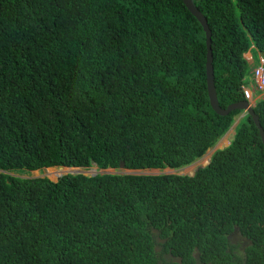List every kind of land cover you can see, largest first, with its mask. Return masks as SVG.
<instances>
[{
	"label": "trees",
	"instance_id": "trees-1",
	"mask_svg": "<svg viewBox=\"0 0 264 264\" xmlns=\"http://www.w3.org/2000/svg\"><path fill=\"white\" fill-rule=\"evenodd\" d=\"M192 1L223 109L253 87L243 53L264 54V0ZM205 52L182 0H0V264H163L155 245L179 264H264V147L247 113L190 175H17L197 160L241 113L211 108ZM252 109L264 133V98Z\"/></svg>",
	"mask_w": 264,
	"mask_h": 264
},
{
	"label": "water",
	"instance_id": "water-1",
	"mask_svg": "<svg viewBox=\"0 0 264 264\" xmlns=\"http://www.w3.org/2000/svg\"><path fill=\"white\" fill-rule=\"evenodd\" d=\"M182 2L185 5V7L187 8V10L191 13V15H193L196 18V20L199 22V24L201 25V27L204 31V34H205V48H206V52H205V77H206V79H205V82H206L208 101H209L211 108L219 115H225L234 109H240V110H243L244 113L249 114L251 119L253 120L255 126L257 127V129L259 131L260 139H261V142H262L263 147H264V133H263L261 127L259 126L256 115L253 113L252 106H250L246 100H243V101H240L237 103L228 104L223 109L218 106L216 96H215V92H214V86H213L210 38H209L210 34H209V29H208L207 24H206V20L203 17V15L199 12V10L195 7L192 0H182ZM119 168H122V163H119ZM63 172L64 173H67V172H69V173H80V172L82 173V172H84L85 173V171H82L78 168H76V169L68 168L66 171H63ZM126 173L158 174L161 172H158V171H155V172L129 171Z\"/></svg>",
	"mask_w": 264,
	"mask_h": 264
},
{
	"label": "rangeland",
	"instance_id": "rangeland-1",
	"mask_svg": "<svg viewBox=\"0 0 264 264\" xmlns=\"http://www.w3.org/2000/svg\"><path fill=\"white\" fill-rule=\"evenodd\" d=\"M248 51V54L250 55V60H251V63L252 65L250 66L249 63L248 65L252 68L256 65L259 64V56L261 58H263L264 60V54H260L258 51H256L252 46H250V48L247 50ZM245 51V52H247ZM248 54L246 55L248 57ZM247 65V66H248ZM263 67H264V62H263ZM250 68V69H251ZM260 95H258L259 97ZM239 115H237L235 118H234V121H236L238 119ZM230 127V126H229ZM228 127V128H229ZM231 128L233 129V127H230V129L228 130L227 133H224L225 135L219 139L213 147L209 148L205 154H203L200 158H198L197 160H195L194 162H192L191 164L187 165V166H184V167H181V168H178V169H171V168H164V169H146V170H141L142 172H155V171H162V172H176V173H179V174H192L194 168L198 165H203L206 163L207 161V158L208 156L210 155L212 149L214 148H218L220 146H223V140H230V136L232 135V130ZM231 133V134H230ZM109 171L113 170V169H107ZM24 172H28V170H23ZM96 171V169H94L93 167L89 168V169H86L85 170V173L86 174H94ZM100 171H103V170H100ZM60 172H58V168L57 167H51V170L48 171L47 168H43V169H40V170H33L30 172V174L26 175L24 173L22 174H17L18 176H46L48 177L49 179L51 180H54L56 179V176L57 174H59ZM159 246L157 245L156 246V251L158 252L159 251Z\"/></svg>",
	"mask_w": 264,
	"mask_h": 264
},
{
	"label": "clouds",
	"instance_id": "clouds-1",
	"mask_svg": "<svg viewBox=\"0 0 264 264\" xmlns=\"http://www.w3.org/2000/svg\"><path fill=\"white\" fill-rule=\"evenodd\" d=\"M248 56H250L249 54H248ZM251 77V76H250ZM252 78V77H251ZM250 89H251V99L250 100H248V99H246L245 97H244V100H246L247 102H248V104L250 105V106H252L253 105V103H254V101L256 100V99H258V98H263L262 96H264V94H263V92H264V90L262 91V92H259V91H255L253 88H251V87H249ZM258 95H260L259 97H258ZM243 113H244V111L243 110H241V113H239L238 115H239V117H238V119L243 115ZM245 114V113H244ZM238 119L236 120V121H233L232 122V124L230 125V127H234V125L236 124V122L238 121ZM230 127L228 128V130L230 129ZM228 130H226L225 131V133H227L228 132ZM231 132H232V135H233V129L231 128ZM231 134V133H230ZM225 134H223L219 139H221L223 136H224ZM232 135L230 136V139H231V137H232ZM218 139V140H219ZM217 140V141H218ZM216 141V142H217ZM215 142V143H216ZM228 140H226L225 139V144H223V143H221V144H223V146H220V147H218V149H220V148H222V147H224V146H226L227 144H228ZM214 143V144H215ZM214 146V145H213ZM212 146V147H213ZM214 149H217V148H214ZM214 149H212V151L214 150ZM207 151V150H206ZM212 151H211V153H212ZM210 153V154H211ZM205 154V153H204ZM210 156V155H209ZM209 156H208V158H209ZM208 158H207V161H206V163L208 162ZM194 162V161H193ZM192 163V162H191ZM190 163V164H191ZM205 163V164H206ZM189 165V164H188ZM204 165V164H203ZM51 167H55V166H51ZM92 167L94 168V169H96V171H95V173H103V172H106V173H113V172H116V173H122V172H124V173H126V172H129V171H137V172H142L141 170H131V169H129V170H127V169H124L123 168V165H122V168H119V165H118V168L117 169H113V170H111V171H109V170H107V169H111V168H105V169H100V168H97L94 164L92 165ZM45 168H47V167H45ZM58 168V170L59 169H64V171H66L68 168H72V169H76V168H78V167H63V166H59V167H57ZM41 169H43V168H41ZM78 169H80V168H78ZM81 170V169H80ZM100 170H103V171H100ZM144 170H146V169H144ZM158 170V169H157ZM83 171V170H82ZM158 172H162V171H158ZM67 173H69V172H67ZM62 174H64V172H61V173H59V174H57V176H56V178H58L60 175H62ZM190 175V174H189ZM22 177H33V176H22ZM48 178V177H47ZM51 180V179H50ZM55 180V179H54ZM237 233L238 235H239V237L240 238H245V237H243L239 232H238V230L236 229V228H233V231H231V233L230 234H228L227 235V238H228V240H229V236H231L232 237V235L234 234V233ZM246 239V238H245ZM241 240L242 239H237V240H234L232 243H233V245L237 248L238 246H239V244H240V242H241Z\"/></svg>",
	"mask_w": 264,
	"mask_h": 264
},
{
	"label": "flooded vegetation",
	"instance_id": "flooded-vegetation-1",
	"mask_svg": "<svg viewBox=\"0 0 264 264\" xmlns=\"http://www.w3.org/2000/svg\"><path fill=\"white\" fill-rule=\"evenodd\" d=\"M233 233H234V232H233ZM237 239H242V240H241V242H240V244H239V247L234 248V250H235V252H237V253L240 254V252L242 251V249L245 248V247L248 245L249 242L247 241V239H245V238H240L239 235H238L237 233H234V234L232 235V237L229 236V243H230V245H233L232 242H233L234 240H237ZM156 240L159 241V244H160V245H161L162 242H163L162 239H161L159 236H156ZM156 246H157V245L154 246V248H155V252H156ZM159 247H160V248H159V253H160L162 259L164 260V263H163V264H179V263H180V257L175 256V255H172L169 251L164 250V249L162 248L163 245H162V247H161V246H159ZM238 250H239V251H238ZM157 253H158V252H157ZM192 255H193V258H194V260H195L194 264H204V262H202V261L199 260V258H198V254L196 253V251H193Z\"/></svg>",
	"mask_w": 264,
	"mask_h": 264
},
{
	"label": "built area",
	"instance_id": "built-area-1",
	"mask_svg": "<svg viewBox=\"0 0 264 264\" xmlns=\"http://www.w3.org/2000/svg\"><path fill=\"white\" fill-rule=\"evenodd\" d=\"M250 57V56H249ZM263 58L259 56V64L252 67L250 70V76L253 80V89L255 91L262 92L264 90V67H263ZM243 96L250 100L251 99V89L248 87L242 88Z\"/></svg>",
	"mask_w": 264,
	"mask_h": 264
},
{
	"label": "crops",
	"instance_id": "crops-1",
	"mask_svg": "<svg viewBox=\"0 0 264 264\" xmlns=\"http://www.w3.org/2000/svg\"><path fill=\"white\" fill-rule=\"evenodd\" d=\"M247 54H248V51H247V52H244V53H243V57H244V59H246V61H247V62L249 63V65L251 66L252 63H251L250 57H249V56H248V57L246 56ZM250 66H249V74H250V70H251V69H250V68H251ZM263 94H264V92H263ZM262 97L264 98V96H262ZM223 144H225V143H223Z\"/></svg>",
	"mask_w": 264,
	"mask_h": 264
},
{
	"label": "bare ground",
	"instance_id": "bare-ground-1",
	"mask_svg": "<svg viewBox=\"0 0 264 264\" xmlns=\"http://www.w3.org/2000/svg\"><path fill=\"white\" fill-rule=\"evenodd\" d=\"M47 170H48V169H47ZM48 171H50V170H48ZM63 171H64V170H62V171H59V172L61 173V172H63Z\"/></svg>",
	"mask_w": 264,
	"mask_h": 264
}]
</instances>
